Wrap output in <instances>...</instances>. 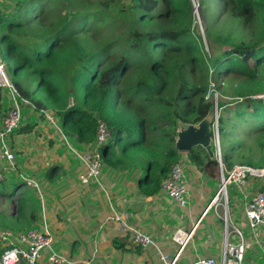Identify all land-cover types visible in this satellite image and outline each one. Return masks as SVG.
Returning a JSON list of instances; mask_svg holds the SVG:
<instances>
[{
	"label": "trees",
	"instance_id": "16d2710c",
	"mask_svg": "<svg viewBox=\"0 0 264 264\" xmlns=\"http://www.w3.org/2000/svg\"><path fill=\"white\" fill-rule=\"evenodd\" d=\"M215 2L219 17L209 21L204 33L213 58L202 50L191 0H15L13 16L0 11V42L15 61L14 74L27 70L38 78L34 92L13 80L36 118L52 112L65 136L73 138L75 146L87 148L95 142L97 121L107 123L111 139L101 154L103 182L110 190L124 192L133 181L148 201L166 196L162 181L178 162L186 165L191 192L198 198L196 179L202 177L204 184L217 179L218 163L202 149V157L194 148L180 155L174 142L178 122L197 124L213 104L205 100L209 67L222 93L239 91L230 96L232 102H217L219 112L229 109L227 117L218 116L219 137L229 145L224 166L230 169L248 156L245 165L264 170V101L256 98L264 95V0ZM199 3L205 18L209 10L204 0ZM6 111L0 90V121ZM23 124L24 115L17 134L43 137L35 133L36 124ZM251 137L256 139L255 153L248 143ZM57 169L52 166L46 172L49 182ZM39 185L42 194L48 193L47 182ZM95 191L92 203H105ZM234 194L230 192V209ZM15 195L16 204L6 213L3 206ZM207 205L199 203L200 214ZM40 211L35 190L20 183L13 193H6L0 183V228L34 227ZM223 227L221 219L207 213L196 237L204 235L215 244L213 237L219 241L221 235L215 231ZM77 245L91 255L89 244L76 242L73 251ZM129 246L114 242L113 249L125 254ZM136 249L154 254L152 249ZM82 257V252H76L68 258L79 261ZM244 264H251L247 257Z\"/></svg>",
	"mask_w": 264,
	"mask_h": 264
},
{
	"label": "crops",
	"instance_id": "0c3cea01",
	"mask_svg": "<svg viewBox=\"0 0 264 264\" xmlns=\"http://www.w3.org/2000/svg\"><path fill=\"white\" fill-rule=\"evenodd\" d=\"M26 110L28 113L25 112ZM31 111V109L27 108L23 110V126L25 124L30 126L36 124L35 133H43L42 138H36L34 134L31 135H33L32 137L33 140H35V143L39 144L44 151H46L47 148V146L45 147V144L48 145V148H51V150L47 152L50 154L49 158L45 161V163L48 162L49 164L48 167L45 168L46 164L42 163L44 165L40 169L42 172L40 170L36 171L37 167H32L31 173L27 174L26 171L21 169V161H19L17 163V170L20 171L16 172L19 173V178L22 179L23 177L37 185L36 188L28 187L27 185L26 187L36 191V197L39 198L40 206L43 198L49 200L50 204L47 209H44L41 206V215H39L38 221L34 227L37 226L38 228H41L44 216L48 228L54 235L55 249H59L60 246L64 247L63 251L60 253L64 254L67 258L72 253L82 252L83 257L80 258L81 260L79 261L90 260L92 264H162L159 261V256L153 248L149 249H152L154 254L150 251L144 252L138 250L132 246H129L130 251L125 254L121 250L115 251L113 249L114 242L123 243L126 241H123V238L120 237L116 223L110 221L112 215L110 205H113L114 207L118 203L124 204L125 208H127L130 213L131 225L149 235L155 241L161 253L168 256L175 255L177 251V246L173 242V237L176 231L179 229L188 230L195 225L197 221L199 225L204 216H206L207 213L210 214L212 208L207 209L204 213L208 205L202 212L204 214L199 213L201 211L199 203H206L204 200L205 197L199 193L198 198H194V195L191 192L192 181L190 180V176L188 177L190 206L187 209H182L184 212H187L188 215L184 216L181 214L182 219L186 217L185 221L188 222V227L187 225H184L183 221H178L172 217V212L176 216L179 214L176 212V205L168 197L161 195L159 198H154L148 201L137 191L135 182L131 183V185L128 186V189L124 192L121 191L115 193L110 189L109 192L104 191L106 195L105 203H92L91 200L92 198L94 199L92 194L96 192V185L91 184L85 187L79 185L77 172H83L82 166L73 158L72 159L77 167L73 168L71 166L68 151L62 149V144H65L63 139L61 138L62 141H60L55 128L47 123L45 124L44 118H36ZM28 120L34 121L30 123ZM53 132H55L54 135ZM26 135L29 134L15 133L12 136L11 143L16 152L19 150V146L24 141ZM47 138L52 139V144L49 143L50 140ZM52 166H55L58 169L54 174L53 182L51 183L47 180L45 176L46 173L44 174L43 170L45 169L46 171ZM69 166H71V171H68L67 169ZM22 182L24 183V181ZM45 182H47L49 190L48 193L42 194L39 189V183L41 184ZM196 185L197 183L193 186L196 187ZM98 187L102 188V186ZM59 188L62 189L61 193L57 192ZM198 191H200V189ZM123 193L125 196H122ZM98 196L100 199L99 194ZM57 210L59 212L53 213ZM233 214L235 217H232ZM215 217L219 218L217 215ZM229 219L231 226L239 231L240 229L237 226V222L239 223L242 222L240 220H244L245 228L247 227L246 230L248 229L251 234V236L245 238L241 233L247 245L244 258L247 257V261H250L251 264H264V229L257 227L256 231L253 233L249 229L242 211L237 204H234V207H231ZM181 222H183V224ZM231 226L229 228L232 229ZM197 227L194 230L193 242L182 252L177 264H192L198 257L213 258L215 260L220 259L224 227L222 230L218 229L215 231L216 234L221 231L219 241L217 237H213L212 239L215 244L211 240L207 241V237L204 235L197 239ZM229 228L227 231L230 234L231 242L236 244L238 242V236L232 234V231H230ZM76 242L89 244L90 250H92V253H90L91 255L88 256L89 253L85 251V247L82 245H77L76 250L73 251ZM248 249L250 251H248ZM251 257H253V259Z\"/></svg>",
	"mask_w": 264,
	"mask_h": 264
},
{
	"label": "built area",
	"instance_id": "2783aa9c",
	"mask_svg": "<svg viewBox=\"0 0 264 264\" xmlns=\"http://www.w3.org/2000/svg\"><path fill=\"white\" fill-rule=\"evenodd\" d=\"M0 90L7 101V111L0 125V183L4 181V174L17 171V156L11 143L12 136L22 124V112L25 108L31 107V103L24 99L11 78L6 73V67L0 59ZM210 91V89H209ZM260 99L264 101V95ZM215 104L216 114L211 124L213 151L215 161L218 163L220 173L219 189L214 198L209 202V208H217L223 205L224 233L222 242V253L219 260L213 258L198 257L192 264H244L246 242L241 232L231 226L229 219V198L230 192H234L232 201L237 204L248 224L249 229L254 233L257 227L264 229V192L260 190L263 169H254L246 165H233L226 169L222 162L220 148V137L218 130L219 110L217 108L216 95L212 98ZM71 106V105H70ZM45 123L51 125L63 139L67 149L82 166L83 172L77 176L78 182L82 186L96 184L101 186L99 177L102 174L103 161L101 148L111 139V130L107 123L102 120L97 121L96 139L92 146L81 145L80 150L68 144V139L61 130L59 123L51 112H42ZM188 171L183 163H175L171 167L170 173L162 181L161 189L166 196L180 209H187L190 206V190L188 182ZM28 187L36 188L32 181L23 178ZM212 203H214L212 205ZM110 221L116 223L118 233L123 241L130 243L132 247L142 249L153 248L159 256L162 264H177L182 252L193 242L194 230L198 221L191 228V231L179 229L173 237V242L177 245L175 255L168 256L162 254L155 241L146 233L131 225L130 213L127 208L118 210L116 205H110ZM207 211V210H206ZM205 211V212H206ZM204 212V213H205ZM203 213V214H204ZM200 220V219H199ZM232 227L239 240L236 244L231 242L230 234L225 232V228ZM0 264H92L89 261H74L58 252L54 247V235L48 228L45 218L39 229H29L25 231H10L0 228Z\"/></svg>",
	"mask_w": 264,
	"mask_h": 264
},
{
	"label": "rangeland",
	"instance_id": "374dc122",
	"mask_svg": "<svg viewBox=\"0 0 264 264\" xmlns=\"http://www.w3.org/2000/svg\"><path fill=\"white\" fill-rule=\"evenodd\" d=\"M14 3H15V0H0V11L4 10L6 12V14H5L6 16H13L15 13ZM191 3H192V8H193V23L196 24V26L199 29V33H200L201 41H202V45H201L202 50L209 58H213L215 53L212 52L208 48L204 33L206 30V25H208L209 21L212 22V21H214V19H217L219 17V12H218V10L215 9L216 2H215V0H204L205 8L209 10V12L205 16V18L201 16L200 7H199V5H200L199 0H191ZM0 38H1V32H0ZM0 59L3 61L4 65L6 67V73L11 78L12 82H13V80H15L16 82L20 83L21 85H23L25 88H27L28 90H30L32 92H34L35 89H37L38 78L31 75V73L29 71L19 70L14 74V70H15V66H16L15 61L10 56L7 55L6 50H5V46L1 42H0ZM213 72H214V69L212 67H209V72H208L209 88H208V92L205 96V100H207V99H208V101L212 100V98L216 95L217 102L219 100H222L225 103L232 102L233 99L230 96L237 95L239 93V91L234 89V90H232V92H226L224 89L226 94L222 93V90H221L222 88L219 87V85L211 79V75H213ZM209 89H210V91H209ZM253 92L259 93V92H263V90L262 89L261 90H253ZM256 98H257V96H256ZM72 103H73V101L71 99L68 102V105L69 104L72 105ZM27 109H29V108H27ZM228 111H229V109L227 107H225L222 111L219 112V114L222 118H225L229 115ZM25 112L28 113L27 110ZM22 117H23V112H22ZM28 121L30 123H32L34 120L33 121L28 120ZM1 122L2 121H0V123ZM32 136L33 135H31V134L26 135L24 141L19 146V150L17 152L15 151V154L17 156V163L19 161H21L20 162L21 169H23V171H26L27 174L31 173L32 167H37L36 171H39L41 169V167L44 166L42 163H45L46 159L49 158L50 154H48L47 152L49 150H51V148H48V145L45 144V147L47 146V148H46V151H44L40 147L39 144L35 143V140H33ZM255 142H256L255 137H251L248 141V143L250 145H253ZM68 144L71 145L72 147H74L75 149L79 148V150H80V148H81V146H75V142H74L73 138L68 137ZM62 145H63V148L62 147L61 148L64 149L65 151H68V153H69L68 155H70L69 159L71 160L70 161L71 166L73 168H76L77 165L73 160L75 158L72 157L71 152H69V150L67 149V145H65V144H62ZM174 146H175V142H174ZM228 146L229 145H228L227 140H225V139L223 140L220 138V148H221L222 159L227 155V153L229 151ZM254 147L255 146L253 145V150H251L252 153H255ZM246 149H248L247 146H246ZM194 151L196 153L200 154L201 157L204 155V153H202V150L199 148H194ZM179 154L183 155L181 153H179ZM240 160L235 161L234 165H245L246 162L248 161V156H245L243 159H240ZM252 161H255V159H252ZM45 164H46L45 168H47L49 163L47 162ZM20 166H19V168H20ZM71 166H69L67 168L68 171L72 170ZM246 166H248V165H246ZM40 171L42 172V170H40ZM47 171L48 170L45 171V169H44L43 173L45 174ZM18 172H15V173L9 172V173L4 174L5 179L3 181V185L5 187L6 193H13L15 187L18 184L23 183L22 182L23 179L18 177V174H19ZM218 174L219 175H218L217 179H215L213 181H209L206 184H204L202 177L197 179L195 182V183H197L196 187H198L200 189L199 193H201V195H203L205 197L204 200H205V202H208V204H209V202H211V200L214 198L215 194L218 192L219 181H220L219 170H218ZM45 176H46V174H45ZM104 177H106L105 171L102 172V174L99 177V182H100L102 188H99L98 185H96V184H94V185H96V189L98 191V194L100 195V201L106 202L105 201L106 195H105L104 191L109 192V188L103 182ZM190 180H191V176H190ZM188 182H189V180H188ZM130 183H133V181H130ZM61 191H62V189H60V188L57 190L58 193H61ZM17 198H18V195H15V196H13L11 202L6 201V203L3 206L5 208L4 211L6 210V213L10 209L11 204H13L15 206ZM86 198H88V197H86ZM100 203H102V202H100ZM49 204H50L49 200L44 199V198L42 199V203H41L42 208L47 209V207H49ZM223 205H224V203L221 202V205H219L216 209L212 208L210 213H212L215 216L217 215L218 217L222 218L223 217ZM176 212L179 215L176 216L172 212V217L178 221H183L184 225H187V227H188V222L185 221L186 217L183 219L181 218V214L186 216V215H188V213L184 212L182 209H180L178 207L176 208ZM219 214H220V216H219ZM232 217H235V215L233 214ZM240 221H242V222H239V223L237 222V226L240 229V231L242 232L243 236L245 238L251 236L249 230L248 229L246 230L247 227L245 228L244 220H240ZM29 229H39V228L37 226L34 228L33 227L27 228L25 225H23L22 229L13 230V231L18 232V231H25V230H29ZM229 229H230V231H232V234H235L237 236L236 232L233 229H231V228H229ZM237 241H238V239H237ZM175 245H176V243H175ZM63 249H64V247L60 246L59 249H57V250L59 252H62Z\"/></svg>",
	"mask_w": 264,
	"mask_h": 264
},
{
	"label": "water",
	"instance_id": "95a60500",
	"mask_svg": "<svg viewBox=\"0 0 264 264\" xmlns=\"http://www.w3.org/2000/svg\"><path fill=\"white\" fill-rule=\"evenodd\" d=\"M257 98H261V96H257ZM215 114L216 108L215 104L213 103L206 115L197 124L178 122V131L175 138V148L177 149L178 153L186 154L192 148H200L206 153L211 161H215V154L211 144V124L214 121ZM116 207L118 210L125 209V205L122 203H118ZM208 207L209 204L207 208ZM191 230L192 228L188 229V231ZM225 232H227V228H225Z\"/></svg>",
	"mask_w": 264,
	"mask_h": 264
},
{
	"label": "bare ground",
	"instance_id": "6f19581e",
	"mask_svg": "<svg viewBox=\"0 0 264 264\" xmlns=\"http://www.w3.org/2000/svg\"><path fill=\"white\" fill-rule=\"evenodd\" d=\"M214 203H212V205H213Z\"/></svg>",
	"mask_w": 264,
	"mask_h": 264
}]
</instances>
